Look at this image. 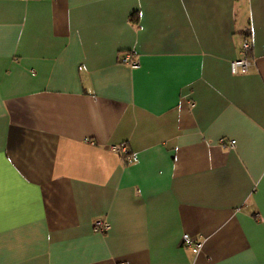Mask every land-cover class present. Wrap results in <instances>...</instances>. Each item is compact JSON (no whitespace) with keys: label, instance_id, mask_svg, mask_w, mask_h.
Listing matches in <instances>:
<instances>
[{"label":"crops","instance_id":"1","mask_svg":"<svg viewBox=\"0 0 264 264\" xmlns=\"http://www.w3.org/2000/svg\"><path fill=\"white\" fill-rule=\"evenodd\" d=\"M0 264H264V0H0Z\"/></svg>","mask_w":264,"mask_h":264},{"label":"built area","instance_id":"2","mask_svg":"<svg viewBox=\"0 0 264 264\" xmlns=\"http://www.w3.org/2000/svg\"><path fill=\"white\" fill-rule=\"evenodd\" d=\"M252 48L251 41L244 40L239 49V56L230 62V71L232 74L239 75L246 73L252 66V59L250 58V51ZM122 63L129 65L132 68L138 67L139 63L131 52H126L123 54L121 60ZM221 144H224V140H220ZM230 147H234L235 140H230L228 142ZM110 150L120 154L124 161L135 162L137 160L136 156L129 150L128 144L122 142L119 144L111 145ZM258 219L261 220L260 216ZM108 229V225L101 219H96L93 221L92 230L98 233H104ZM181 244L191 249L192 252L198 253L201 249L202 243L198 241L194 236L184 233L181 237Z\"/></svg>","mask_w":264,"mask_h":264}]
</instances>
